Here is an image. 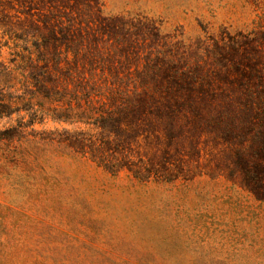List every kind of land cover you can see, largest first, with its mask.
I'll return each mask as SVG.
<instances>
[{"label":"rangeland","instance_id":"374dc122","mask_svg":"<svg viewBox=\"0 0 264 264\" xmlns=\"http://www.w3.org/2000/svg\"><path fill=\"white\" fill-rule=\"evenodd\" d=\"M47 1L0 0L1 64L24 43L14 33L49 38L45 15L68 1L85 8L84 0ZM97 1L103 15L133 25L90 23L72 44L84 62L140 80L145 73L151 87V75L167 86L164 75L187 74L176 85L205 93L202 115L186 108L187 118L156 122L157 136L132 142L153 163L140 180L63 140L87 124L42 119L34 110L51 105L38 97L16 103L0 117V264H264V200L240 184L234 161L240 150L249 165L264 163V0ZM145 18L154 26L136 22ZM0 91L29 96L4 73Z\"/></svg>","mask_w":264,"mask_h":264},{"label":"trees","instance_id":"16d2710c","mask_svg":"<svg viewBox=\"0 0 264 264\" xmlns=\"http://www.w3.org/2000/svg\"><path fill=\"white\" fill-rule=\"evenodd\" d=\"M32 1L34 3V0H28L29 6ZM76 3L78 6H71L68 1L61 6L62 10H58L59 14L49 12L51 16L45 15L42 27L47 29L49 38L44 35L36 37L30 32L14 33V37L24 43L14 44L19 49L8 64L0 63V73L18 77V82L29 92V96L12 97L0 91V117L7 115L16 103L26 101L33 104L32 98L38 97L43 103L51 105L44 107L39 104V108L34 110L40 113L42 119L48 116L56 122L89 126L87 131H67L69 134L63 140L75 151L87 154L112 173L128 169L138 179H146L153 163L135 154L132 142L136 143L142 133L147 137L150 134L157 136L159 132L153 126L156 122L168 120L174 123L180 117L187 118V115H180L186 108L193 109L196 115L200 116V112L202 115L197 101L204 97L205 102V93L181 89V85H176L180 79L189 77L187 74L179 75L177 70L162 77L167 86L157 80L158 75H151L155 84L152 87L148 85L145 73L140 80L139 75L133 78L118 73L107 74L103 70L97 72L91 67V62H84L89 59L80 53V49L72 48V44L81 45L84 36L89 35V24L94 21L108 30L118 25L123 28L133 24L124 17L103 15L97 0H84V9L80 8L79 2ZM27 10L22 13H30L31 7ZM136 22L154 26V22L147 18ZM111 34L116 35L115 32ZM61 44L65 47H59ZM256 78L261 80L259 76ZM253 95L254 92L248 87L246 107L252 106L248 103L254 98ZM182 96L187 99L185 102ZM259 97H262L261 90ZM191 98L195 105H187ZM258 141L257 156L264 159V137L261 136ZM245 156L239 150L234 159L240 172V184L257 199L264 200V163L251 166Z\"/></svg>","mask_w":264,"mask_h":264}]
</instances>
